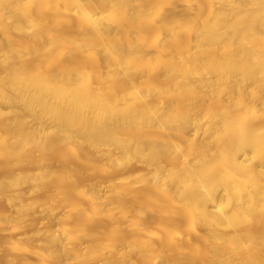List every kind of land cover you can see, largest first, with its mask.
<instances>
[{"label":"bare ground","instance_id":"bare-ground-1","mask_svg":"<svg viewBox=\"0 0 264 264\" xmlns=\"http://www.w3.org/2000/svg\"><path fill=\"white\" fill-rule=\"evenodd\" d=\"M0 104V155L120 174L40 264H264V0H0Z\"/></svg>","mask_w":264,"mask_h":264},{"label":"rangeland","instance_id":"rangeland-1","mask_svg":"<svg viewBox=\"0 0 264 264\" xmlns=\"http://www.w3.org/2000/svg\"><path fill=\"white\" fill-rule=\"evenodd\" d=\"M0 108L3 110L5 107L0 104ZM22 128L26 129V126ZM19 149L15 156L0 155V264H40L43 241L51 234L69 231L76 236L89 228L99 236L103 235L104 239L119 225L118 212L112 221L104 216L88 221L86 215L92 209L91 203L86 197L79 196L82 190H87L86 193L98 191L99 195L108 197V207L116 206V197L111 190L118 185L119 173L99 172L90 161L79 162L71 158L44 160L37 151L31 150L32 161L29 162L25 152ZM68 165L75 168L77 175L68 178L67 174L61 173L62 168ZM108 179H113L110 189ZM74 207L81 210L76 213ZM144 215L148 218L144 225L154 229L155 215L151 212ZM129 231V228L124 229L127 237L131 238ZM152 241L155 242L154 239ZM75 245L84 249L91 244L77 240ZM92 248L99 249L98 245ZM69 264L78 263L71 261Z\"/></svg>","mask_w":264,"mask_h":264}]
</instances>
